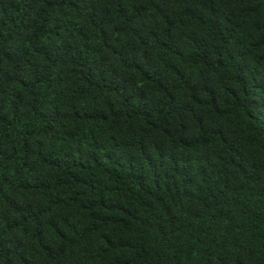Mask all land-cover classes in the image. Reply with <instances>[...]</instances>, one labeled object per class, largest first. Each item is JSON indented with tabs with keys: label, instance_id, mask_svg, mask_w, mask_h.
Wrapping results in <instances>:
<instances>
[{
	"label": "trees",
	"instance_id": "obj_1",
	"mask_svg": "<svg viewBox=\"0 0 264 264\" xmlns=\"http://www.w3.org/2000/svg\"><path fill=\"white\" fill-rule=\"evenodd\" d=\"M0 264H264V0H0Z\"/></svg>",
	"mask_w": 264,
	"mask_h": 264
}]
</instances>
